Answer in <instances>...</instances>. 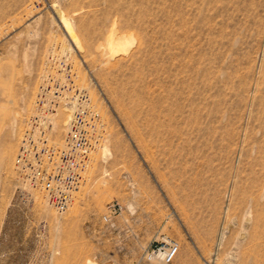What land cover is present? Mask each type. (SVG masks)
<instances>
[{"label": "rangeland", "instance_id": "1", "mask_svg": "<svg viewBox=\"0 0 264 264\" xmlns=\"http://www.w3.org/2000/svg\"><path fill=\"white\" fill-rule=\"evenodd\" d=\"M50 87V145L77 90L102 120L62 215L14 166ZM163 235L171 264H264V0H0V264H143Z\"/></svg>", "mask_w": 264, "mask_h": 264}, {"label": "built area", "instance_id": "2", "mask_svg": "<svg viewBox=\"0 0 264 264\" xmlns=\"http://www.w3.org/2000/svg\"><path fill=\"white\" fill-rule=\"evenodd\" d=\"M45 90L38 95V108L35 120L30 122L28 130L20 142L15 157V170L25 185L39 188L44 198L56 214H64L81 182L83 173L89 163V155L100 145L102 120L92 105L89 97L77 90L71 97L73 110L67 125V133L62 147L49 144L46 114L43 106L45 97L49 96L50 108L55 100L62 98L59 88L50 87L49 94ZM52 92V94H51ZM59 98V99H58ZM66 100H70L67 98ZM47 113V112H46ZM123 212L117 201L109 203L101 220L108 224L114 217ZM179 251V244L172 238L163 235L155 243H151L143 252V264H171Z\"/></svg>", "mask_w": 264, "mask_h": 264}, {"label": "bare ground", "instance_id": "3", "mask_svg": "<svg viewBox=\"0 0 264 264\" xmlns=\"http://www.w3.org/2000/svg\"><path fill=\"white\" fill-rule=\"evenodd\" d=\"M47 118V117H46ZM48 141H49V139H48Z\"/></svg>", "mask_w": 264, "mask_h": 264}]
</instances>
